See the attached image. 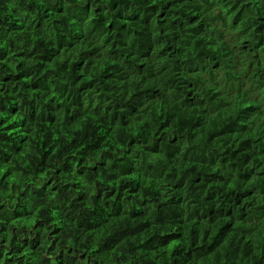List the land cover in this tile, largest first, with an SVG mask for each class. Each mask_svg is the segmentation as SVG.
<instances>
[{
  "label": "clouds",
  "instance_id": "obj_1",
  "mask_svg": "<svg viewBox=\"0 0 264 264\" xmlns=\"http://www.w3.org/2000/svg\"><path fill=\"white\" fill-rule=\"evenodd\" d=\"M0 264H264V0H0Z\"/></svg>",
  "mask_w": 264,
  "mask_h": 264
}]
</instances>
